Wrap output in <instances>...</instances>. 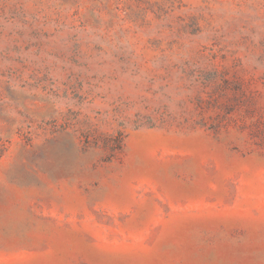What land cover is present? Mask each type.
<instances>
[{
    "label": "rangeland",
    "instance_id": "obj_1",
    "mask_svg": "<svg viewBox=\"0 0 264 264\" xmlns=\"http://www.w3.org/2000/svg\"><path fill=\"white\" fill-rule=\"evenodd\" d=\"M0 264H264V0H0Z\"/></svg>",
    "mask_w": 264,
    "mask_h": 264
}]
</instances>
